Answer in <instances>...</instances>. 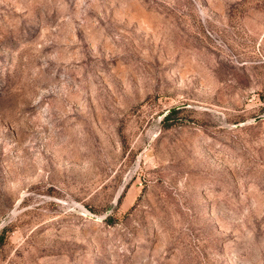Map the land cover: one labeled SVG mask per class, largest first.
<instances>
[{
	"label": "rangeland",
	"instance_id": "rangeland-1",
	"mask_svg": "<svg viewBox=\"0 0 264 264\" xmlns=\"http://www.w3.org/2000/svg\"><path fill=\"white\" fill-rule=\"evenodd\" d=\"M0 264H264V0H0Z\"/></svg>",
	"mask_w": 264,
	"mask_h": 264
},
{
	"label": "water",
	"instance_id": "water-1",
	"mask_svg": "<svg viewBox=\"0 0 264 264\" xmlns=\"http://www.w3.org/2000/svg\"><path fill=\"white\" fill-rule=\"evenodd\" d=\"M174 109H176V108H172L170 111H173Z\"/></svg>",
	"mask_w": 264,
	"mask_h": 264
}]
</instances>
